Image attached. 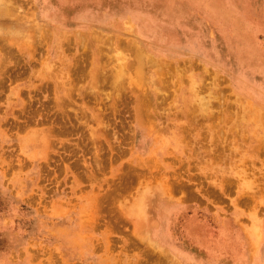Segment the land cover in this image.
I'll return each mask as SVG.
<instances>
[{
    "label": "rangeland",
    "instance_id": "obj_1",
    "mask_svg": "<svg viewBox=\"0 0 264 264\" xmlns=\"http://www.w3.org/2000/svg\"><path fill=\"white\" fill-rule=\"evenodd\" d=\"M0 264H264V0H0Z\"/></svg>",
    "mask_w": 264,
    "mask_h": 264
},
{
    "label": "bare ground",
    "instance_id": "obj_2",
    "mask_svg": "<svg viewBox=\"0 0 264 264\" xmlns=\"http://www.w3.org/2000/svg\"><path fill=\"white\" fill-rule=\"evenodd\" d=\"M7 5H8V4H7ZM7 5H6V6H7ZM1 6H2V5H1ZM7 7H9V6H7ZM9 11H10V10H9ZM258 209H259V208H258ZM251 211H252V210H251Z\"/></svg>",
    "mask_w": 264,
    "mask_h": 264
}]
</instances>
